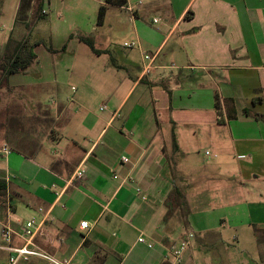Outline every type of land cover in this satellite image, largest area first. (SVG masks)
Masks as SVG:
<instances>
[{"label": "crops", "instance_id": "0c3cea01", "mask_svg": "<svg viewBox=\"0 0 264 264\" xmlns=\"http://www.w3.org/2000/svg\"><path fill=\"white\" fill-rule=\"evenodd\" d=\"M40 2H30L34 19ZM131 6L116 30L136 43L133 78L109 85L94 76L95 59L82 46L95 56L109 49L90 37L108 50L96 54L76 34L70 42L82 46L72 43L75 56L39 74L38 83L54 89L53 109L0 102V238L3 226L11 229L10 242L0 245L5 264L8 248L25 243L71 264H200L198 256L208 264H264V0ZM181 144L213 153L206 165L214 169L199 175V191L213 193L205 222L195 225L199 236L184 230L186 187L173 180L166 149ZM80 166L85 173L74 179ZM28 220L39 225L30 240L23 235ZM188 234L176 263L170 247ZM45 263L29 255L16 264Z\"/></svg>", "mask_w": 264, "mask_h": 264}, {"label": "rangeland", "instance_id": "374dc122", "mask_svg": "<svg viewBox=\"0 0 264 264\" xmlns=\"http://www.w3.org/2000/svg\"><path fill=\"white\" fill-rule=\"evenodd\" d=\"M40 1L43 16L34 19V13L28 12L27 18L22 21L23 23L16 21L18 0H2L0 3V57L5 53L6 48L12 51V44L16 42H22L27 48L32 45L31 50L35 55L34 63L25 72L9 74L0 83V96L2 95L0 102L11 100L27 109L33 108L36 105L53 109V106L49 102L50 100H55L54 89L48 85L39 84L38 81L40 80V75H43V71L49 69L48 63H55L59 59L68 61L71 55L75 56L72 43H77L82 46L79 43L80 41L73 40L75 42H70L72 41L71 39H75L76 34L93 38L98 48L106 47L109 49L108 54L95 56L90 53L86 46H82L95 59L92 71L94 76L102 77L103 81H106L109 85H116L117 80L123 75L130 74L132 78L135 76L138 65L131 63L130 59L138 58V54L135 52L136 43L134 42L135 45L133 46L123 45L124 41L127 44L131 43V41L125 34L117 33L116 30L117 21L121 19L120 15L128 12L126 8L134 5V0L117 5L122 8L108 6V10L106 9L104 15V23L101 26L97 24V12L99 5L104 4L106 0H102L99 4L97 2L98 0ZM124 26L130 27L128 24H124ZM38 41H42L43 43L34 46L33 44ZM69 42L71 44L66 51L61 47L59 48V46H63V44L67 45ZM76 53L78 56L80 52L78 51ZM134 53L136 57L133 56ZM148 82L152 81L145 77L142 85L145 83L149 86ZM23 84L26 85L21 86ZM126 84L128 82H124V85H119L116 88L120 87L122 89ZM137 91H139V87L133 92L130 100L137 95ZM104 103L105 101H103ZM176 148L175 150L173 149L175 152L171 148L166 149L170 155H173V169L175 170L173 172V180L183 181L186 187L185 202L188 208H186L187 217H185V220H188V224L184 227V230H188V232L194 231L199 236L200 233L197 231L195 225L199 224L200 221L205 222L203 218L205 214H203V211L205 208H210L213 203L210 200L211 198H209L213 196V193L199 191L202 185L199 175L205 166L207 168L206 164L212 159L213 153L206 155L205 151L210 150L211 152V149L202 144H193L190 146L181 144L176 146ZM207 169L212 170L214 168L208 167ZM209 184V182L205 181V188ZM215 212L214 210L208 212L209 217L207 220L209 224L215 218ZM1 244H6L2 238H0ZM197 253L198 255L204 254L200 248L197 250ZM6 262L5 252L0 250V264H5ZM198 262L200 264H208L206 257L201 258L198 256Z\"/></svg>", "mask_w": 264, "mask_h": 264}, {"label": "trees", "instance_id": "16d2710c", "mask_svg": "<svg viewBox=\"0 0 264 264\" xmlns=\"http://www.w3.org/2000/svg\"><path fill=\"white\" fill-rule=\"evenodd\" d=\"M2 0H0V3ZM31 0H19L17 12H16V21H24L27 18V13L31 7ZM125 3V0H106L104 4H101L98 9L97 14V24L100 25L103 22L105 11L108 5L118 4L122 5ZM39 8V7H38ZM33 13H36L33 12ZM43 13L40 12V9L37 13V19L42 17ZM23 23V22H22ZM79 40L84 42L92 52L96 54H101L103 52H108V50H99L94 46L93 40L90 37L78 36ZM12 43V41H11ZM43 43L42 41L35 42L33 45H38ZM12 51L5 49V53L0 57V83L7 78L9 74L22 73L24 72L32 63L35 61V55L32 53V45L26 47L22 42H16L12 44ZM65 48V45L62 47ZM52 50L51 48H48ZM231 103V101L229 100ZM217 106V102H216ZM232 116V115H230ZM6 189V184L3 178H0V195L4 193Z\"/></svg>", "mask_w": 264, "mask_h": 264}, {"label": "built area", "instance_id": "2783aa9c", "mask_svg": "<svg viewBox=\"0 0 264 264\" xmlns=\"http://www.w3.org/2000/svg\"><path fill=\"white\" fill-rule=\"evenodd\" d=\"M138 3H140V2H138ZM126 9L130 12L133 11L132 6H129ZM42 13H43V11H42ZM125 45L126 46H133V45H135V43H129V44L125 43ZM148 57H149L148 55H145V58H148ZM4 152L7 153L8 151L5 149ZM121 161L123 163L128 162V158L126 156H121ZM84 173H85V168L83 166H80L74 171L73 178L74 179H80L83 177ZM52 186H54V185H52ZM59 195H60V192H56V197H59ZM40 210H42V209H40ZM79 225H80V228L86 229L88 227V221H81ZM38 226L39 225L35 224V222L33 220H28L25 222V224L23 225V235L25 237H27V240H30L34 236L35 232L38 229ZM1 235H2V238L4 239L5 242H7V243L10 242V240H11V229H10L9 225H5L2 227ZM192 236H193V234H188L185 239L180 240L178 243H175L170 247V252L173 256L174 262L179 263L181 261L182 254L187 247L188 240ZM139 241L142 242L143 238H140ZM8 249L10 250V252H12V255H10L7 264H16L19 259L26 260L29 255H35V256H39L41 258H44V259L48 260L51 264H71L68 260H58V259H55L54 257H52L46 253L36 251L33 249H29L27 247L26 243H25V245H22L20 247H10Z\"/></svg>", "mask_w": 264, "mask_h": 264}]
</instances>
